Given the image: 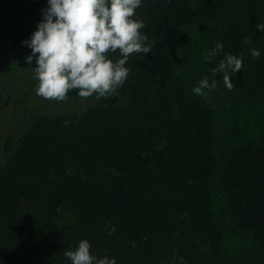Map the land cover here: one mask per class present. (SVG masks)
<instances>
[{"label":"trees","instance_id":"obj_1","mask_svg":"<svg viewBox=\"0 0 264 264\" xmlns=\"http://www.w3.org/2000/svg\"><path fill=\"white\" fill-rule=\"evenodd\" d=\"M44 7L0 0V82ZM134 18L152 52L129 57L116 94L41 115L3 140L0 264H71L64 253L81 239L116 264H264V0H143ZM195 24L203 55L185 41ZM217 42L223 51L206 59ZM225 52L243 57L233 89L218 73L215 90L194 94ZM191 62L193 81L184 76ZM229 234L244 236L255 257L229 253Z\"/></svg>","mask_w":264,"mask_h":264},{"label":"clouds","instance_id":"obj_2","mask_svg":"<svg viewBox=\"0 0 264 264\" xmlns=\"http://www.w3.org/2000/svg\"><path fill=\"white\" fill-rule=\"evenodd\" d=\"M142 4L143 0H46L42 18L30 36L21 41L30 49L25 63L31 65L35 60L37 95L64 101L74 89L82 98H109L116 94L129 75V57L134 53L144 57L152 52L148 36L141 31L146 27L144 21L134 18L135 10ZM256 28L264 32V23H257ZM223 49V43L217 42L205 58L218 56ZM117 52L116 60L108 55ZM250 55L258 58L261 53L252 49ZM242 66V56L225 52L211 69V83L204 76L193 87V93L206 96L215 90L218 73L231 91L234 85L230 77ZM115 231V225L108 227L109 235ZM90 249V242L81 239L64 255L71 264H116L115 257H100Z\"/></svg>","mask_w":264,"mask_h":264},{"label":"rangeland","instance_id":"obj_3","mask_svg":"<svg viewBox=\"0 0 264 264\" xmlns=\"http://www.w3.org/2000/svg\"><path fill=\"white\" fill-rule=\"evenodd\" d=\"M190 1L194 5L197 2V0ZM203 34V27L200 24H195L185 32V41L192 47L198 46L202 55L207 45ZM29 53L30 49L22 45L7 55L3 62L0 82V166L4 160L1 152L2 144L8 134L26 132L32 122L41 115L81 112L92 102L88 98L57 101L37 95L36 81L33 78L35 60L31 65L25 63L24 60V57ZM193 70L198 75V62H191L185 68L186 79L192 80ZM194 80L197 79L194 77ZM226 121L227 118H224L223 115L221 122ZM68 218H70V213L63 210L60 213V220L69 221ZM227 243L229 253L240 250L247 257H255L254 251L247 247L249 246L248 240L244 236L229 234ZM170 264H181V262H171Z\"/></svg>","mask_w":264,"mask_h":264}]
</instances>
